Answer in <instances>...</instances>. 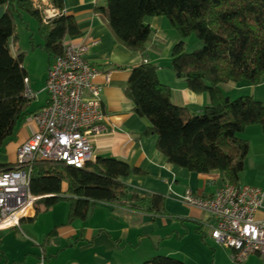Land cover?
Here are the masks:
<instances>
[{"label": "trees", "instance_id": "1", "mask_svg": "<svg viewBox=\"0 0 264 264\" xmlns=\"http://www.w3.org/2000/svg\"><path fill=\"white\" fill-rule=\"evenodd\" d=\"M7 4L0 17V149L15 137L28 114L25 96L28 71L24 53L14 55L12 42L18 39L16 17L22 11L39 22L44 48L50 55L63 52L64 39L81 33L77 20L67 14L64 0H53L61 15L48 24L32 0H0ZM108 21L117 39L134 51L145 54L152 34L147 19L167 17L180 35L172 47L171 68L196 93L207 92L210 104L199 114L172 101V89L161 82L157 67L147 61L131 68L127 96L134 110L147 117L145 135L157 136L156 146L170 163L195 172L218 170L226 184L240 186L250 150L242 138L247 126L259 124L264 130V104L250 95L232 98L220 85L228 82L258 84L264 76V0H106L96 6ZM196 35L201 46L188 50L186 39ZM11 40H13L11 42ZM12 164H1L0 170ZM144 170L124 160L99 157L84 168L62 162L37 161L31 175V191L38 196L36 214L47 211L61 200L69 203L67 223L85 219L96 202H110L166 214L164 196L150 198L127 190L120 177L144 174ZM68 193L63 196V182ZM142 264H187L155 255Z\"/></svg>", "mask_w": 264, "mask_h": 264}, {"label": "crops", "instance_id": "2", "mask_svg": "<svg viewBox=\"0 0 264 264\" xmlns=\"http://www.w3.org/2000/svg\"><path fill=\"white\" fill-rule=\"evenodd\" d=\"M39 3L53 4V0H39ZM105 4L106 0H64L67 14L76 18L81 31L77 36L66 37L64 43H88L91 37L98 39V43L90 45L86 53L92 64L102 72L95 81L104 86L102 97L106 118L102 132L92 137L94 160L99 157L117 158L144 170L142 175L131 174L120 179L129 192L148 198L154 194L163 195L166 214L101 201L95 203L85 219L67 223L70 209L67 202L65 221L56 225L52 234L46 235L45 239L44 230L38 232V221H34L39 213L35 218L34 215L21 220L15 227L0 229V264H17L21 256L29 252L39 260L44 254L46 264H142L155 255L175 257L187 264H264L257 254L250 255L244 262L235 261L231 248L218 245L211 238V225L215 223L213 216L179 199L178 194H183L187 189L210 196L224 187L226 181L218 170L200 173L170 163L156 146L157 136L143 134L150 121L136 113L134 102L125 92L131 68L147 61L157 67L161 82L171 87L175 104L197 114L210 104L207 92L192 91L171 68V51L181 38L179 33L167 17H149L147 22L152 34L145 54L131 50L117 39L107 19L96 11V6ZM7 8V4H0V17ZM21 13L24 15L28 12ZM27 29L31 30L32 45L22 49L14 44L12 52L15 56L20 53L26 56L31 50L42 58L41 72L31 69L26 57L23 61L28 71L27 87L36 92L37 97L26 106L28 114L15 137L0 149L1 164L15 162L18 146L36 130L33 114L49 100L45 87L55 55H50L44 48L38 19L34 27L27 21ZM36 33L38 39L33 36ZM193 37L191 35L186 39L187 47ZM200 43L198 39L194 40L195 46ZM107 72L111 74L109 81L104 75ZM220 87L225 95L232 98L250 95L264 104V76L258 84L231 81L222 83ZM240 136L250 142L245 168L241 173L247 181L240 184L264 188L263 127L259 124L249 125ZM67 191L68 182L64 181L61 195L70 196ZM41 208L43 210L42 205ZM27 229L39 235V238H31L34 244L31 242L30 248L25 245L29 240L18 233Z\"/></svg>", "mask_w": 264, "mask_h": 264}, {"label": "built area", "instance_id": "3", "mask_svg": "<svg viewBox=\"0 0 264 264\" xmlns=\"http://www.w3.org/2000/svg\"><path fill=\"white\" fill-rule=\"evenodd\" d=\"M32 1L44 24L62 13L53 4ZM97 43L92 37L88 43H64L63 52L55 56L45 87L48 103L33 114L36 130L18 146L12 166L0 170V229L15 227L35 215L38 196L30 187L34 163L62 162L84 168L95 161L92 137L104 129V86L95 81L102 72L86 53ZM104 75L109 81L111 74ZM25 96L31 101L37 93L26 87ZM178 197L213 216L211 238L231 248L235 261L244 262L252 254L264 261L263 187L226 184L210 196L187 189ZM39 264H46L44 254Z\"/></svg>", "mask_w": 264, "mask_h": 264}, {"label": "rangeland", "instance_id": "4", "mask_svg": "<svg viewBox=\"0 0 264 264\" xmlns=\"http://www.w3.org/2000/svg\"><path fill=\"white\" fill-rule=\"evenodd\" d=\"M22 16H25V17H22ZM22 16L16 17V24H17L16 28H17V33H18V39H17V42L15 45L17 47H22V49H23V47L25 48V47H29L32 45L31 44V40H32L31 35L32 34H31V30L27 29V21L30 23V25H32V27H34V25L37 23V18L30 15L29 13H25L24 15L22 14ZM33 36L35 39L39 38L38 37L39 35H37V33L34 34ZM193 36H194L193 37L194 39L188 41L187 49H189V50H193V49L201 46V43L198 46L194 45V40H197L198 38L196 35H193ZM12 41L13 40H11V42ZM11 45H12V47H14L13 42ZM12 51H13V48H12ZM38 54L39 53L34 54L33 51L30 50L29 52H27V54H26V56H24V58L26 57V60L28 62H30L29 65H30V67H32L31 69H36V70L41 72L43 62H42V58ZM246 181L247 180H244V174H242L240 182L245 183ZM59 202L60 203L56 204L49 211L41 210L40 213L38 214L37 219L34 220V221H38L36 223V228H39L38 232H41L42 230H44V232H45L44 239H45L46 235H48L49 233L52 234L51 231H53V228L56 225L64 222L66 217H67V208H68L67 201L61 200ZM42 207H43V204H42ZM31 223H33V221H31ZM29 230L30 229H27V231L26 230H23V231L19 230L18 231V233L21 236H24L27 238V240H29L28 242L25 243L26 247L28 246V248H30L31 242L33 241V240H31V238L33 237L32 239H35L34 236H37V234H34V233L30 232ZM37 238H39V235L37 236ZM17 264H39V259L32 256V254L29 252V254H27V255L24 254L23 256H21L20 262Z\"/></svg>", "mask_w": 264, "mask_h": 264}]
</instances>
